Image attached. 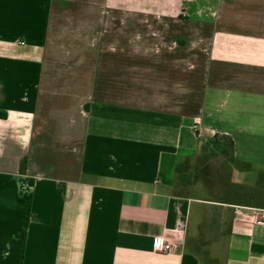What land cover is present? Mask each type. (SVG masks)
<instances>
[{
  "label": "crops",
  "instance_id": "obj_1",
  "mask_svg": "<svg viewBox=\"0 0 264 264\" xmlns=\"http://www.w3.org/2000/svg\"><path fill=\"white\" fill-rule=\"evenodd\" d=\"M263 209L264 0H0V264H264Z\"/></svg>",
  "mask_w": 264,
  "mask_h": 264
},
{
  "label": "trees",
  "instance_id": "obj_2",
  "mask_svg": "<svg viewBox=\"0 0 264 264\" xmlns=\"http://www.w3.org/2000/svg\"><path fill=\"white\" fill-rule=\"evenodd\" d=\"M207 146L230 158L233 156L235 143L233 138L228 134H216L208 140ZM20 170L23 173L27 171V157L23 158Z\"/></svg>",
  "mask_w": 264,
  "mask_h": 264
},
{
  "label": "built area",
  "instance_id": "obj_3",
  "mask_svg": "<svg viewBox=\"0 0 264 264\" xmlns=\"http://www.w3.org/2000/svg\"><path fill=\"white\" fill-rule=\"evenodd\" d=\"M259 223L264 225V209L260 211ZM155 249L158 251L168 252L171 250L172 245L169 243L165 237L159 236L155 238L154 241Z\"/></svg>",
  "mask_w": 264,
  "mask_h": 264
},
{
  "label": "rangeland",
  "instance_id": "obj_4",
  "mask_svg": "<svg viewBox=\"0 0 264 264\" xmlns=\"http://www.w3.org/2000/svg\"><path fill=\"white\" fill-rule=\"evenodd\" d=\"M225 197H228V196H225ZM225 197H224V198H225ZM228 198H229V197H228ZM233 199H234V198H233ZM235 200H236V198H235ZM237 201H239V200H237ZM239 204H241V203H239ZM235 206H236V205H235ZM259 215H260V213H259ZM259 215H258V217H259Z\"/></svg>",
  "mask_w": 264,
  "mask_h": 264
}]
</instances>
